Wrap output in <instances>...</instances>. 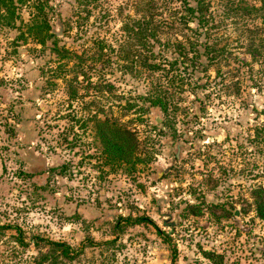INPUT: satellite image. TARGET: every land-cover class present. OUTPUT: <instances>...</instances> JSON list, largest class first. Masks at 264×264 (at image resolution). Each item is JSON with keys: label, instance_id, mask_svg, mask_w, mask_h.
I'll return each mask as SVG.
<instances>
[{"label": "rangeland", "instance_id": "obj_1", "mask_svg": "<svg viewBox=\"0 0 264 264\" xmlns=\"http://www.w3.org/2000/svg\"><path fill=\"white\" fill-rule=\"evenodd\" d=\"M47 1L56 29L59 19L72 23L60 43L77 53L96 51L101 41L106 49L101 60L82 63L98 87L81 80L78 97L69 100L64 80L49 69L61 60L30 38L14 44L17 30L0 27V224L19 228L0 227V264H31L46 251L32 244L36 234L69 244L74 256L57 264H264V213L250 192L264 184V146L252 136L264 119V0H207L209 21L199 39L208 37L218 54L206 70L176 72L184 83L181 91V80L169 86L166 111L143 99L166 78L147 72L134 52L117 57L136 0H95L87 19L73 14V0ZM156 2L179 8L178 0ZM27 11L20 10L23 20ZM180 28L175 22L159 32L155 47ZM91 99L134 130V168L112 169L88 156L98 155L88 130L68 115L85 114ZM64 134L76 144L69 147ZM62 162V173L31 172ZM139 214L172 232L160 236L150 223L123 219L115 225L118 215ZM165 219L176 221L166 226Z\"/></svg>", "mask_w": 264, "mask_h": 264}, {"label": "trees", "instance_id": "obj_2", "mask_svg": "<svg viewBox=\"0 0 264 264\" xmlns=\"http://www.w3.org/2000/svg\"><path fill=\"white\" fill-rule=\"evenodd\" d=\"M93 1L95 0H73V14L76 18L87 19L90 12L88 5ZM178 3L179 8L184 10V13L179 15L177 13L179 8H173L171 11V7L160 5L156 0H136L134 13H127L126 17L128 19L122 24L123 40L126 46L122 47L120 45L118 50L122 49V51H118L117 55V57L125 59L130 51L134 52V54L139 55L140 65L146 68L147 72L158 71L160 77L166 78V85H162L161 82L156 80L143 96V99L148 101V105L157 106L163 111L167 110L173 96L172 92L168 90L169 86H173L175 80H181L180 75H178L179 77L175 76L176 72L179 69L182 72L194 71V73L195 70H206L218 54L215 43L209 41L208 37L199 39L202 27L209 21L208 1L178 0ZM23 7L28 9V17L25 20L20 16V10ZM164 11L168 14L166 17L164 16ZM49 12L50 7L47 0H0V27L17 30L13 37L14 44L18 40L23 42L30 38L47 48L49 52L54 54L56 60H61L55 65L54 69H49L53 70L52 76L61 77L64 80L68 99H76L78 97L77 88L81 80H85L86 85L98 87V84L92 80L89 71L82 67L83 61L86 59L101 60L102 49L106 48L102 45L101 39L96 38V40L101 41L96 51H90L89 53L85 51L79 53L70 51L64 46L63 42L60 43V39L71 29V20L69 18H66L65 21L59 19L57 22L58 28L56 29L50 22ZM81 12H84V14L80 15ZM175 22L181 27L180 31L176 33L179 36L175 37V35L173 39L163 41L161 43L162 46L156 48L155 42L160 43L159 32L173 27ZM187 30L189 34H186ZM106 46L110 47V44H106ZM73 56L77 58V61L67 67L66 65ZM202 56L205 58V63L203 64L198 62V59ZM107 59L108 57L105 60ZM198 64H201L200 69H195ZM67 72L70 74L69 77H65ZM50 83L54 82L51 81ZM176 83L178 91H181L184 81L181 80ZM91 106H93L92 109ZM131 106L132 104L128 103L123 107L131 108ZM84 107L87 108L85 114L71 113L68 117L77 122L78 127L81 129L85 130L86 128L88 130V135L90 136L89 145L94 147L95 152L98 154L91 155L88 153V156H93L98 165L109 166L112 169L120 165L126 166L128 170L134 168V165L140 160L137 155L138 139L134 130L119 121L116 116L109 114L111 109H105L102 103L97 100L91 99ZM141 109L146 110V107L142 106ZM259 113L264 117V108L260 109ZM68 131L73 132L75 141L78 140L80 136L72 130L71 126H69ZM252 136L258 142H262L264 146V119L261 123L252 127ZM62 138L69 142V147L76 144L74 140L66 139V134L62 135ZM66 167L67 164L62 162L35 169L31 172L42 170L43 172L62 173L66 170ZM45 185L39 183L41 188H45ZM250 192L256 212L258 214L264 213V184H257L251 187ZM120 219H123V222L150 223L154 225L156 232L160 236L162 234V236L164 234L169 236L170 232H172L158 228L151 218L144 214L136 216L118 215L115 223L118 227ZM175 221L174 219L168 221L165 219L164 225L173 226ZM0 227H14L16 232L19 233V228L16 225L0 224ZM112 241L113 239L111 238L104 239L98 243H110ZM31 242L38 248L46 247L44 252L39 250V255L32 258L31 264H57L61 260H68L74 256L69 244L62 240L36 234L33 235ZM19 243L26 245L27 242L20 239ZM171 251L168 257L174 263L175 248L172 247Z\"/></svg>", "mask_w": 264, "mask_h": 264}, {"label": "water", "instance_id": "obj_3", "mask_svg": "<svg viewBox=\"0 0 264 264\" xmlns=\"http://www.w3.org/2000/svg\"><path fill=\"white\" fill-rule=\"evenodd\" d=\"M234 212L236 213V210Z\"/></svg>", "mask_w": 264, "mask_h": 264}]
</instances>
